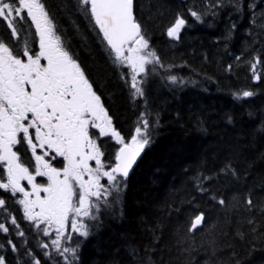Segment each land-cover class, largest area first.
Wrapping results in <instances>:
<instances>
[{"label":"trees","instance_id":"1","mask_svg":"<svg viewBox=\"0 0 264 264\" xmlns=\"http://www.w3.org/2000/svg\"><path fill=\"white\" fill-rule=\"evenodd\" d=\"M43 2L117 128L127 136L144 111L159 120L119 202L101 208L98 222L88 221L92 227L87 240L78 237L77 264H264V214H250L243 204L249 193L264 202V63L256 69L259 81L249 66L257 52L264 59V37L253 44L249 34L261 32L264 0H241L242 12L225 9L202 23L188 15L189 8L202 10L201 0H136L137 18L164 65L148 66L155 70L142 77L145 95L136 99L126 82L129 72L109 55L94 23L78 10L77 0ZM249 3L256 6V24H250ZM177 13L188 22L178 40L166 34ZM230 19L236 28L226 40ZM18 30L34 41L33 27L18 25ZM0 33V39L12 42L3 23ZM169 75L178 83H171ZM242 90L255 95L235 99L233 94ZM229 164L231 169L222 173ZM202 176L212 177L203 181L206 192L197 187ZM211 196L225 199L227 206L222 208ZM0 197L8 200V209L25 232L18 237L10 224L9 234L0 232V255L8 264H30L23 255L26 248L41 264H64L54 252L45 257L40 243L50 237L37 234L8 193L0 190ZM201 212L203 225L187 231L191 218ZM248 218L254 219L256 232L246 223ZM0 222H5L3 213ZM9 239L19 252L11 251Z\"/></svg>","mask_w":264,"mask_h":264},{"label":"snow or ice","instance_id":"2","mask_svg":"<svg viewBox=\"0 0 264 264\" xmlns=\"http://www.w3.org/2000/svg\"><path fill=\"white\" fill-rule=\"evenodd\" d=\"M77 5L102 34L109 55L114 54L115 62L131 69L126 82L132 98H143L142 77L155 70L148 66L164 65L150 48L137 18L136 0H77ZM255 7L248 4L250 24H256L258 19ZM243 8L241 0H201L202 10L189 8L188 15L202 23L206 16L216 17L225 9L240 13ZM0 23L5 25L12 41L0 39V190L9 194L17 210L22 208L23 218L38 235L50 237L49 242L40 243L45 257L51 258L54 252L64 264H77L81 247L78 237L87 240L92 227L88 221L98 222L101 208L119 202L130 172L152 143L159 120L144 111L127 136L117 128L101 95L64 43L43 0H0ZM187 23L177 13L166 30L167 36L178 40ZM18 25L22 29L34 26L31 35L38 36V49L34 41L23 40L22 47L16 43L21 40ZM258 27L260 33H249L253 44L264 37V22ZM235 28L230 19L226 40ZM235 59L239 61L241 57ZM262 63L259 52L249 62L257 81L261 75L256 69ZM231 69L232 65H228L226 70ZM167 79L178 83L175 75ZM254 95L250 90L233 94L240 100ZM229 169L230 164L220 171ZM210 179L197 178L200 192L207 191L203 181ZM22 181L27 182L30 190ZM210 198L222 208L227 206L223 198ZM7 204L8 200L0 197V213L5 221L0 222V232L9 234L10 224L16 235L23 238L25 232L20 230ZM243 204L244 211L250 214L254 210L264 214V202L255 201L252 193L245 196ZM204 221L202 212L195 215L187 231H195ZM246 223L256 232L254 219L248 218ZM238 234L243 238V234ZM7 244L12 252L20 251L12 239ZM49 248L51 252L47 251ZM131 254L138 255L135 249ZM23 255L30 258V264H41L30 248ZM0 264H8L3 255Z\"/></svg>","mask_w":264,"mask_h":264},{"label":"flooded vegetation","instance_id":"3","mask_svg":"<svg viewBox=\"0 0 264 264\" xmlns=\"http://www.w3.org/2000/svg\"><path fill=\"white\" fill-rule=\"evenodd\" d=\"M33 31H34V26H33ZM26 39H28V38L21 37V40L20 41H17L16 43H19L21 45L22 42H23V40H26ZM34 42H35V47L38 49V36H35L34 37ZM17 50H19V49H17ZM112 56L114 57V54ZM38 154H41V151L39 149H38ZM28 155L30 156V152L28 153ZM33 163H34V161H33ZM56 166L59 167L58 164ZM22 184H24L25 186H27V182L26 181H22ZM29 188H30V186H29Z\"/></svg>","mask_w":264,"mask_h":264},{"label":"rangeland","instance_id":"4","mask_svg":"<svg viewBox=\"0 0 264 264\" xmlns=\"http://www.w3.org/2000/svg\"><path fill=\"white\" fill-rule=\"evenodd\" d=\"M145 9H146V7H145ZM146 10H147V9H146ZM0 34H1V33H0ZM2 35L5 36V34H4V30H2ZM125 71H126V72H129L130 77H131V74H132L131 69L125 67ZM139 78H140V77H138V79H139ZM38 182H39V181H38ZM26 187H29V186H26ZM29 190H30V188H29ZM42 195H43V194H42Z\"/></svg>","mask_w":264,"mask_h":264},{"label":"water","instance_id":"5","mask_svg":"<svg viewBox=\"0 0 264 264\" xmlns=\"http://www.w3.org/2000/svg\"><path fill=\"white\" fill-rule=\"evenodd\" d=\"M97 30H98V28H97ZM98 31H99V30H98ZM100 35L102 36V34H100ZM105 43H106V42H105ZM140 158H141V157H140ZM139 160H140V159H139ZM139 160H138V161H139ZM137 163H138V162H137ZM136 165H137V164H136ZM136 165H135V166H136ZM135 166H134V168H135ZM132 171H133V170H132ZM132 171H131V172H132ZM131 172H130V174H131ZM200 227H201V226H199L198 228H200ZM198 228H197V229H198Z\"/></svg>","mask_w":264,"mask_h":264}]
</instances>
